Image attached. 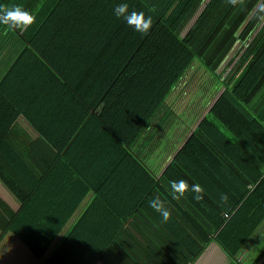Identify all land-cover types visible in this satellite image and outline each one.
Returning <instances> with one entry per match:
<instances>
[{
  "label": "trees",
  "instance_id": "obj_1",
  "mask_svg": "<svg viewBox=\"0 0 264 264\" xmlns=\"http://www.w3.org/2000/svg\"><path fill=\"white\" fill-rule=\"evenodd\" d=\"M120 3L153 18L148 35L116 17ZM0 5H20L35 17L24 31L0 25V94L35 137L27 145L8 130L0 140L2 168L28 195L13 199L16 207L0 200V239L19 238L42 264H122L114 251L137 264L127 225L147 232L154 215L161 217L149 200L159 195L170 203L169 182L193 179L203 200L188 192L173 204L209 226L239 264L236 255L264 222V0ZM164 33L184 58L165 65L173 84L128 144L97 110ZM33 94L57 104L26 109ZM192 248L195 256L202 251Z\"/></svg>",
  "mask_w": 264,
  "mask_h": 264
},
{
  "label": "crops",
  "instance_id": "obj_2",
  "mask_svg": "<svg viewBox=\"0 0 264 264\" xmlns=\"http://www.w3.org/2000/svg\"><path fill=\"white\" fill-rule=\"evenodd\" d=\"M142 65L141 63L136 66L134 65V73H136V69L139 67L141 68ZM161 66L163 65H160L159 68ZM156 68L158 71V66ZM134 73H130L128 76L125 74L122 80V86L128 87L123 90L126 89V92L127 89H131V92H133L132 94L135 95V99L131 101L124 114L122 115V112L117 115L114 111H111V114H107L108 112L103 113L101 108L105 101L97 110L101 118L118 132L120 137L128 144L133 138L130 131L128 132V126H131V123L134 122L133 119L136 118L137 121L145 120L147 117L144 118V116L147 113L148 107L156 103V105H154L155 108L163 100L167 92L166 88L171 87L173 84L172 80H167L169 81L167 85L160 84L158 88H149L146 83H143L144 80H146L143 78V85H138L133 89V86H131V77ZM141 77H144V75H141ZM157 79L156 77L155 80ZM155 80H153V82ZM36 84L45 94L46 92L48 93L47 87L50 86H45L44 84L40 85L42 84L40 82ZM115 87L110 92V96H117L118 92ZM34 88L37 89V86H29V91H36ZM123 90L120 92L122 93ZM37 97L38 96H34L33 94V96L29 98L28 105L25 104L26 106L24 107L36 111L39 109L45 110L54 104V102L57 104L56 100L53 102L50 98L46 99L45 97H41L37 99ZM19 102L23 101L19 100ZM19 118L15 107L0 94V140L8 130H12V138L16 141H22L29 145L30 142L35 140L32 132L28 130L26 123ZM137 121L134 123H137ZM126 129L127 132H124ZM156 160L158 161L157 158ZM186 181H188L190 186L194 185L193 179H186ZM27 196V193L15 183L0 164V200L9 201L12 207H16L18 203L15 204L13 199L17 200L18 198V200L25 201ZM172 201H174L173 196ZM172 201L170 202L172 205L169 202L165 203V207L171 212V218L167 222H163L162 216H159L158 219L157 215H154V217H156V224L154 225L151 220L152 225L147 227V232H138L132 225H127L126 234L129 240L127 238L126 242L128 244L132 242L137 244L138 250L136 249L137 252L135 253V261L137 264H164L167 260V262L171 264H231L232 259L230 255L213 239L214 233H212V229H210L209 226L205 228V225H201L200 222L197 223L196 220H198V218H195L192 213L188 212L186 209L187 207L181 202H175L173 204ZM7 210L8 212H12L9 209ZM2 212L3 207L1 206L0 213L2 214ZM81 212L82 209L77 213L81 214ZM192 247L196 248V250L202 247L201 253L195 256ZM114 256L122 264H133L131 259L127 260L126 257L122 256L121 253L117 251H114ZM235 259L239 264H264V222L258 230L253 233L246 245L236 255ZM0 264H42V259H39L33 254L28 247L26 248V245L22 243L19 238L12 234H7L0 239Z\"/></svg>",
  "mask_w": 264,
  "mask_h": 264
},
{
  "label": "clouds",
  "instance_id": "obj_3",
  "mask_svg": "<svg viewBox=\"0 0 264 264\" xmlns=\"http://www.w3.org/2000/svg\"><path fill=\"white\" fill-rule=\"evenodd\" d=\"M230 5H243L245 0H227ZM154 11V9H150ZM114 14L117 18H123L125 22L135 31L148 35L153 25V18L149 15L146 16L143 11H129L127 3H120L115 6ZM35 23L34 15L20 5H13L11 7L0 5V25H4L11 29H18L24 31ZM170 183L171 194L176 199L186 198L188 192L194 193L196 201L203 200L204 189L200 184L189 185L186 180L180 179L179 181L172 180ZM222 203L228 202L226 193L220 194ZM149 205L155 211L161 214L163 222H167L171 218V212L165 207L164 201L159 195L149 200Z\"/></svg>",
  "mask_w": 264,
  "mask_h": 264
},
{
  "label": "rangeland",
  "instance_id": "obj_4",
  "mask_svg": "<svg viewBox=\"0 0 264 264\" xmlns=\"http://www.w3.org/2000/svg\"><path fill=\"white\" fill-rule=\"evenodd\" d=\"M175 38H173L172 36L168 35V33H164L159 40H157V42L155 43L153 49L150 51V53L143 59V61L141 62V64H143L141 66V68L139 67L138 69H136V73H134V69L135 68H129L126 72V76L130 75V73H134L131 77V86H133L132 88L134 89V87L138 86V85H143V83H146V85H148L149 88H155L160 85V84H166L169 83V77H167L168 73L166 71V69L164 68L165 65L166 66H170L174 65L180 58H184L183 55V49L180 50L179 52V47L177 44H175L174 41ZM177 55H179L177 57ZM189 58V57H188ZM188 59H185L183 61V63L181 65H185ZM180 62H182V60H180ZM157 64V65H156ZM156 65V66H155ZM160 65H163V79L158 78L156 79V72H157V68L154 69V67L159 68ZM135 67V66H134ZM171 70V69H170ZM166 74V75H165ZM141 75H144V78L146 80H144ZM155 75V76H154ZM124 78V77H123ZM142 78V80H140ZM123 80V79H122ZM120 80L119 83L116 85V89H117V96H107L101 111L104 112H108L107 114H111V111H114L117 115H119L120 113H122V115L124 114V112L126 111V109L128 108L129 104L131 103L132 100L135 99V95L132 94L133 92H131V89H127V91L125 92V90H123L124 88H126L127 86H122L123 85V81ZM144 80V82H143ZM153 80H155L153 82ZM169 80V81H167ZM143 82V83H142ZM129 83V82H128ZM127 83V84H128ZM128 88V87H127ZM123 92L121 93L120 91ZM125 92V93H124ZM124 94V95H123ZM128 121V120H127ZM133 121H137V119H133ZM140 120L137 121V123ZM143 120H141L139 124L142 123ZM131 123V126H128V132L130 131L131 136H133L136 132V130L138 129V125L136 126L137 123ZM134 131V132H133ZM127 132V129L124 131Z\"/></svg>",
  "mask_w": 264,
  "mask_h": 264
}]
</instances>
